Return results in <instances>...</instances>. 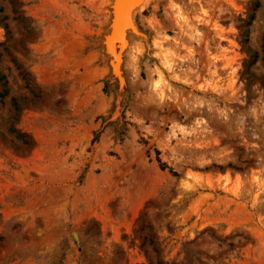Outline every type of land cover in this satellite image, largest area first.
<instances>
[{"label":"rangeland","instance_id":"rangeland-1","mask_svg":"<svg viewBox=\"0 0 264 264\" xmlns=\"http://www.w3.org/2000/svg\"><path fill=\"white\" fill-rule=\"evenodd\" d=\"M108 5L0 0V264H264V0H151L122 84Z\"/></svg>","mask_w":264,"mask_h":264},{"label":"bare ground","instance_id":"bare-ground-1","mask_svg":"<svg viewBox=\"0 0 264 264\" xmlns=\"http://www.w3.org/2000/svg\"><path fill=\"white\" fill-rule=\"evenodd\" d=\"M150 1L151 0H120L121 5L119 7L118 1L108 0V4H109L108 8L110 7V9L107 8L108 9V16L107 17L109 19V22H108L109 23V30H108L107 35L105 37V40H106L105 42H106V44H108L107 45L108 46L107 53L109 54L108 56L111 57V62L113 63V71H114V73H116V75H118L121 84L124 81L122 74H121V69H120L121 61L124 60V59L122 60V56L124 53H126L128 47H129L130 39L139 35V32H138L136 25H135L136 22L134 23V14L140 10H143V8L145 9ZM114 7L116 9L119 7V9H118L119 12L115 13ZM111 8H112V10H111ZM132 41H133V39H132ZM137 46H135V47H137ZM139 50L140 49H138V51ZM138 51H136V52H138ZM131 52H129V53H131ZM138 53L141 54L140 51ZM137 57H138V55H137ZM130 59L131 58L129 55V60ZM134 59H136V57ZM137 60H138V58H137ZM106 61H107V58H106ZM113 71H112V73H113Z\"/></svg>","mask_w":264,"mask_h":264},{"label":"trees","instance_id":"trees-1","mask_svg":"<svg viewBox=\"0 0 264 264\" xmlns=\"http://www.w3.org/2000/svg\"><path fill=\"white\" fill-rule=\"evenodd\" d=\"M3 96H4V92L0 91V97H3ZM16 110H17L16 106H13L12 107V111H11V115H9L10 122L12 120H14ZM0 135L2 136L1 133H0ZM15 138H17L20 141L21 146H22L21 148L27 149L30 146V144H31V142L25 136H23V137L16 136Z\"/></svg>","mask_w":264,"mask_h":264},{"label":"water","instance_id":"water-1","mask_svg":"<svg viewBox=\"0 0 264 264\" xmlns=\"http://www.w3.org/2000/svg\"><path fill=\"white\" fill-rule=\"evenodd\" d=\"M115 1H118V6L120 7V5H121V2H120V0H115ZM119 7L116 9L115 7H114V9H115V13H117V12H119ZM111 10H112V8H111ZM109 30V29H108ZM108 32V31H107ZM106 35H107V33H106ZM106 35H105V37H106ZM109 59L111 60V57L109 56Z\"/></svg>","mask_w":264,"mask_h":264}]
</instances>
